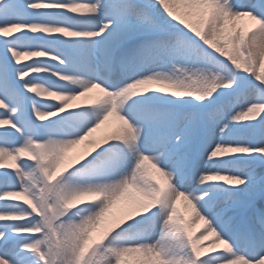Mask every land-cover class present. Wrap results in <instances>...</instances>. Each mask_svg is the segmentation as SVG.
Segmentation results:
<instances>
[{"label":"snow or ice","instance_id":"snow-or-ice-1","mask_svg":"<svg viewBox=\"0 0 264 264\" xmlns=\"http://www.w3.org/2000/svg\"><path fill=\"white\" fill-rule=\"evenodd\" d=\"M0 264H264V0H0Z\"/></svg>","mask_w":264,"mask_h":264}]
</instances>
